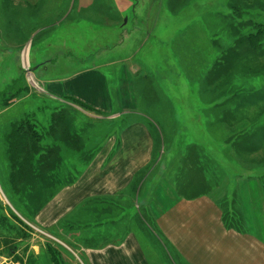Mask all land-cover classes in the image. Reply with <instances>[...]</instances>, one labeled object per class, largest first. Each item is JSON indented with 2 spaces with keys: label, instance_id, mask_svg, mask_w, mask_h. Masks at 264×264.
Listing matches in <instances>:
<instances>
[{
  "label": "rangeland",
  "instance_id": "obj_1",
  "mask_svg": "<svg viewBox=\"0 0 264 264\" xmlns=\"http://www.w3.org/2000/svg\"><path fill=\"white\" fill-rule=\"evenodd\" d=\"M248 20L264 21V12L247 0H0V264H78L74 246L27 221L43 204L37 197L42 187L13 184L7 177L4 136L24 121L48 130L52 115L62 110L49 93L61 79L86 69L104 78L103 96L97 82L89 91L92 113L101 118L72 112L78 129L87 127L103 141L105 135L120 138L127 127L146 128L159 176L173 175L186 196L216 183L224 224L264 241V180L254 178L251 187L237 183L232 196L237 176H256L250 161L261 164L264 175V100L254 103L264 98V71L254 75V68L241 62L234 66L249 67L245 74L224 77L218 70L223 55L247 35L240 22ZM239 44L233 51L242 59L247 53ZM233 111L236 121L227 126L225 116ZM257 129L258 139L248 136ZM243 138L259 145L251 156L236 151L251 144ZM187 163L196 167L191 178ZM204 179L208 183H201ZM52 188H45V195ZM23 195H30L27 205ZM141 211L142 226L136 225L137 213L130 214L129 224L145 253L155 255L158 264H176L177 256Z\"/></svg>",
  "mask_w": 264,
  "mask_h": 264
},
{
  "label": "crops",
  "instance_id": "obj_2",
  "mask_svg": "<svg viewBox=\"0 0 264 264\" xmlns=\"http://www.w3.org/2000/svg\"><path fill=\"white\" fill-rule=\"evenodd\" d=\"M61 80L59 88L54 94L49 93V97L59 102L62 110L65 108L67 114L60 113L65 114L68 122L61 126L53 123V118L60 116L54 113L46 131L38 130L33 123L35 131L43 136L40 142L43 150L49 148L53 153L47 166L38 165L40 169L21 174L18 180L41 184L37 197L49 198L36 211L29 212L28 222L53 235L52 239L63 238L74 246L82 258L76 256L78 264H158L155 255L147 256L145 245L129 224L130 214L137 213L136 225L142 226L143 209L177 256L176 264H264V241L257 233L224 224L219 185L215 183L205 192L186 196L173 175L170 179L159 176L161 172L155 170L159 165L153 162V140L146 128L127 127L120 138L105 135L99 141L93 137L94 131L76 127V114L101 118L92 113L96 108L89 91L92 83L97 82L103 96V76L86 69ZM27 96L24 94L18 101ZM62 104H68L69 108ZM9 133L4 136L6 150ZM7 166V177L13 176L8 163ZM254 178L237 176L233 181V198L238 194L237 183L250 186ZM201 183L208 181L204 179ZM44 184H53L51 194L45 195ZM29 196L23 195V200Z\"/></svg>",
  "mask_w": 264,
  "mask_h": 264
},
{
  "label": "trees",
  "instance_id": "obj_3",
  "mask_svg": "<svg viewBox=\"0 0 264 264\" xmlns=\"http://www.w3.org/2000/svg\"><path fill=\"white\" fill-rule=\"evenodd\" d=\"M247 1L251 4V7L253 2V8L255 10L264 12V0H247ZM234 5L235 3L232 4V7H234ZM258 7H261L262 9L260 10ZM257 20L254 22H252V20L250 21L248 20L246 22L245 21L240 22V24L243 25V27H245L247 31L246 33L247 35H244L241 39H239V41H237V44L238 42L242 44L239 48L243 46L246 49L247 54L245 55V57H242V59H240L239 51L238 50L233 51L236 50L237 44L235 48L234 47L230 48L227 51L229 53L226 52L223 55L222 60L220 59L219 62L220 68L218 70H220V73H222L224 77L231 76L235 73L245 74L249 71V67L244 69H236L234 64L239 62L246 63V65L248 66H252L254 68L253 71L255 72L254 75L260 76L262 71H264V66H261V64L264 63V60L261 61V59L264 58V21L259 20L258 22ZM249 25H251L250 26V29L252 28L251 30L247 29ZM224 73H228V75ZM261 96L259 98H261ZM259 98L256 99L254 103L264 100V98L262 99ZM61 112H66V111L62 110ZM235 114L237 113L233 111L232 114L230 115L228 114L227 116H225V122H226L225 125L231 126L236 121L234 119ZM65 118H66L65 114H60L59 117L57 116L53 118L52 121L53 123H58V120H62ZM53 126L54 125L52 124L51 127ZM258 129L253 131L252 135L250 133L248 136L258 139L259 138ZM9 134L10 135H8L7 137L9 146L6 151L9 152L8 160L11 167V174H13V176H11V182L13 184H20L21 182H18V180L20 179L21 174H27L33 171L35 172L36 170L40 169L38 165H41L43 167L47 166L48 160L50 159L53 152L49 148H47L45 151L43 150L44 147L40 143L43 136L39 134L37 131H35V126L30 121H24L22 123L21 122L18 123V125H15L13 127V130ZM242 141L243 143H247L249 141L251 143L248 146L244 144H240L238 146V149L236 148V151L242 157L251 156L254 152H256L259 149V145L253 144L251 140H247L243 138ZM241 164H242L241 166H243V163ZM250 164L253 165L251 166V170H253V174L256 172L255 178L259 181L264 180V175H262L261 164L254 165L255 164L254 161H250ZM184 167L189 172L188 176L191 178L193 172L196 169L195 165L187 163L185 164ZM237 169H240L239 165ZM31 184H36V183H31ZM44 185L48 191L49 189H51L53 184H44ZM37 186H41V184L40 185L37 184ZM35 200L36 199H34V201ZM44 201H46L45 198L42 199L41 202L43 203ZM261 219H262V213L260 214L259 223H261Z\"/></svg>",
  "mask_w": 264,
  "mask_h": 264
}]
</instances>
